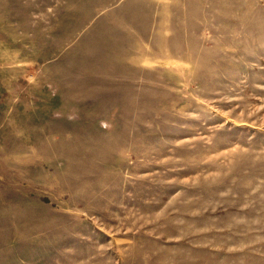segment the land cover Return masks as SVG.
Segmentation results:
<instances>
[{"label": "rangeland", "instance_id": "obj_1", "mask_svg": "<svg viewBox=\"0 0 264 264\" xmlns=\"http://www.w3.org/2000/svg\"><path fill=\"white\" fill-rule=\"evenodd\" d=\"M0 264H264V0H0Z\"/></svg>", "mask_w": 264, "mask_h": 264}, {"label": "bare ground", "instance_id": "obj_2", "mask_svg": "<svg viewBox=\"0 0 264 264\" xmlns=\"http://www.w3.org/2000/svg\"><path fill=\"white\" fill-rule=\"evenodd\" d=\"M61 44V43H60Z\"/></svg>", "mask_w": 264, "mask_h": 264}]
</instances>
